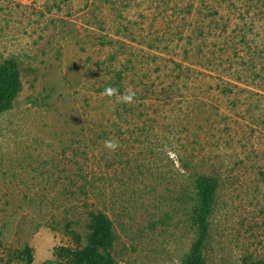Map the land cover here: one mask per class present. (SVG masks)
Segmentation results:
<instances>
[{
	"label": "rangeland",
	"instance_id": "rangeland-1",
	"mask_svg": "<svg viewBox=\"0 0 264 264\" xmlns=\"http://www.w3.org/2000/svg\"><path fill=\"white\" fill-rule=\"evenodd\" d=\"M8 57L21 89L0 112V264L24 243L32 264L76 247L67 228L84 245L97 210L118 264H178L200 173L219 179L205 263L264 261V0H0Z\"/></svg>",
	"mask_w": 264,
	"mask_h": 264
},
{
	"label": "trees",
	"instance_id": "trees-1",
	"mask_svg": "<svg viewBox=\"0 0 264 264\" xmlns=\"http://www.w3.org/2000/svg\"><path fill=\"white\" fill-rule=\"evenodd\" d=\"M171 61L183 68L180 62ZM186 68L195 69L190 66H186ZM232 85L238 86L237 84ZM106 86L108 87L110 84L106 83ZM20 89L21 80L17 60L13 57L3 59L0 62V112L13 107L14 97ZM224 90L231 92L229 87ZM193 182L196 189V204L192 210V223L196 226V237L191 243L190 251L178 264H206L203 258V248L209 236L208 218L213 210L219 179L213 175L200 173L193 177ZM89 215V232L85 236V244L80 245L81 236L78 232L67 228L77 246L59 245L54 247L53 258L44 261L43 264H118L112 254L116 241L112 220L107 213L101 210L91 211ZM66 226L69 224L67 223ZM14 256L22 261L21 264H32L33 247L24 243L21 248L15 249ZM236 264H264V261L242 258Z\"/></svg>",
	"mask_w": 264,
	"mask_h": 264
},
{
	"label": "clouds",
	"instance_id": "clouds-1",
	"mask_svg": "<svg viewBox=\"0 0 264 264\" xmlns=\"http://www.w3.org/2000/svg\"><path fill=\"white\" fill-rule=\"evenodd\" d=\"M102 95L115 97L118 103L131 104L134 102L136 93L131 87L127 88L124 93H120L119 89L108 86L104 88ZM104 147L109 151L115 152L120 147V144L118 140L109 138L104 141Z\"/></svg>",
	"mask_w": 264,
	"mask_h": 264
}]
</instances>
